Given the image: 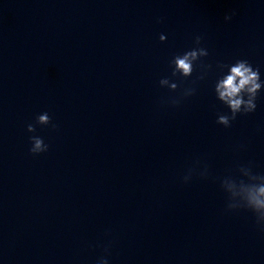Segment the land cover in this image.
<instances>
[{
	"label": "clouds",
	"instance_id": "clouds-1",
	"mask_svg": "<svg viewBox=\"0 0 264 264\" xmlns=\"http://www.w3.org/2000/svg\"><path fill=\"white\" fill-rule=\"evenodd\" d=\"M235 15L233 12L231 15L225 16V21H230L232 16ZM160 41L166 40V36L161 34L159 37ZM202 37H195V44L197 47L184 52L183 54H177L173 57L170 64L173 66L172 76L175 77L177 74L187 78L192 75L194 71V65L200 58L208 56V51L206 48L199 47L201 44ZM223 65V64H221ZM220 66V65H219ZM230 68V74L225 76L218 84L215 85V93H218V100L223 102L224 105L230 110L229 114H220L217 118V123L225 127H230L231 122L236 119L237 114H249L256 110L257 96L264 87V82L260 80L259 69H254L253 66L247 60H237L232 65H223ZM202 78V77H201ZM161 86H166L170 90L175 91L178 87L177 83L171 82L168 78L160 80ZM194 90H187L184 92V96L192 95ZM171 103L175 106L180 103L179 99H173ZM36 124L38 125H49L51 124V118L47 112L40 114L36 117ZM36 124H28L27 131L35 132ZM53 128L56 125H52ZM32 147L30 152L32 154H39L48 150V145H46L42 138L38 136L30 137ZM207 170L198 173L201 176L206 175ZM196 173V169H189L187 175L184 176V181L188 182L193 174ZM223 188V182H222ZM224 189V188H223ZM260 195L264 196V187L259 189ZM246 208L251 210L255 217L257 224L264 227V199H255L251 203L243 204H232L230 202L228 209H238ZM105 252H108V248H105ZM97 264H108V260L105 257H101Z\"/></svg>",
	"mask_w": 264,
	"mask_h": 264
}]
</instances>
